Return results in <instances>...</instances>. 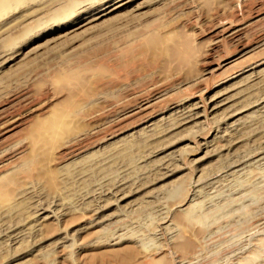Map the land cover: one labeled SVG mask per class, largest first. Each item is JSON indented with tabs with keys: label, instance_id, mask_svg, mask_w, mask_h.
Returning a JSON list of instances; mask_svg holds the SVG:
<instances>
[{
	"label": "rangeland",
	"instance_id": "1",
	"mask_svg": "<svg viewBox=\"0 0 264 264\" xmlns=\"http://www.w3.org/2000/svg\"><path fill=\"white\" fill-rule=\"evenodd\" d=\"M127 1L0 0V264H264V0Z\"/></svg>",
	"mask_w": 264,
	"mask_h": 264
},
{
	"label": "bare ground",
	"instance_id": "2",
	"mask_svg": "<svg viewBox=\"0 0 264 264\" xmlns=\"http://www.w3.org/2000/svg\"><path fill=\"white\" fill-rule=\"evenodd\" d=\"M120 1H125L124 3H128L129 1H127V0H120ZM127 1V2H126ZM123 5H125V4H123ZM122 5V6H123ZM119 7H121V6H119ZM157 46V45H156ZM150 103V102H149ZM55 120L54 119H52V120H47V121H42V122H40L39 124H37L36 125V129L34 130V132H36V131H38L39 129H42V132H43V134H47V135H49V134H53V132L56 130V128H57V126L55 125V122H54ZM52 173H55L54 171L52 172ZM2 180V179H1ZM192 215L190 214V217H191ZM189 218V217H188ZM190 219V218H189ZM40 227V226H39ZM188 252V251H187Z\"/></svg>",
	"mask_w": 264,
	"mask_h": 264
}]
</instances>
